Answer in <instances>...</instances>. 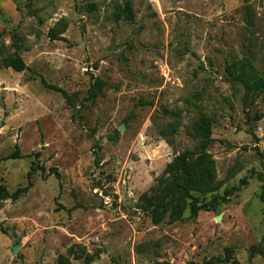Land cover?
Listing matches in <instances>:
<instances>
[{
	"label": "rangeland",
	"instance_id": "obj_1",
	"mask_svg": "<svg viewBox=\"0 0 264 264\" xmlns=\"http://www.w3.org/2000/svg\"><path fill=\"white\" fill-rule=\"evenodd\" d=\"M17 51L22 72L2 64ZM241 62L264 74V0H0V158L25 156L0 162V264H58L71 248L73 264H197L227 247L248 264L252 245L264 249V101L245 107L228 72ZM204 116L221 184L194 195L215 207L156 223L145 198L196 151Z\"/></svg>",
	"mask_w": 264,
	"mask_h": 264
},
{
	"label": "trees",
	"instance_id": "obj_2",
	"mask_svg": "<svg viewBox=\"0 0 264 264\" xmlns=\"http://www.w3.org/2000/svg\"><path fill=\"white\" fill-rule=\"evenodd\" d=\"M91 6L95 8L94 4ZM122 15L127 19L134 16L129 2L122 9ZM50 36L52 39L64 38L54 29L51 30ZM2 64L5 68H13L18 72H22L27 68V64L19 51L5 56ZM233 67L234 66L229 67L228 72L235 80L241 81L245 87V107H250L258 99L264 101V74L261 75L255 73L248 62H241V68L238 73L233 70ZM44 84L47 88L62 93L69 102L72 101L71 96L62 87L48 84L45 81ZM104 86V82L100 79H96L89 89V99L95 100L99 93L104 89ZM261 118H264V111L255 116V119ZM179 126L180 122L177 119L174 123L169 124L167 128L162 130V133L167 137L169 142H171L170 136L177 134ZM193 132L200 140L196 151L186 149L177 154L165 169L164 176L161 179L162 186L158 193L154 197L145 198V208L152 213L153 219L156 223L161 222L166 212L169 210L172 219H179L187 208H190L192 216H197L200 210H213L215 207L213 202L210 204H200L198 197L194 195V193L200 195L213 194L219 189L221 184L218 180L216 160L212 153L209 152V148L214 142L212 119L208 116L202 117L200 121L193 124ZM24 157L25 156L21 154L20 149L17 147L14 152L0 158V162L7 159H21ZM96 162L97 164H100V158H97ZM34 168L43 167H33V169ZM52 170L59 176V173L55 169ZM31 178L32 171L29 172L28 184L25 187L18 188L12 193L11 196L14 200H18L23 194L30 190L32 187ZM242 183L245 184L246 181L243 180ZM230 193L231 191H226L225 196H228ZM2 196L3 192L2 189H0V197ZM217 199L218 197L214 196V200ZM76 254L77 252L74 248H71L67 254H60L58 256V264H73L71 256ZM257 254L263 255L264 249L259 245H252L249 248L248 264L251 263L252 259ZM234 255V249L227 247L225 249L224 257L212 258L208 261L197 264H218L220 262L240 264ZM87 256L91 257V255ZM160 264L168 263L164 262Z\"/></svg>",
	"mask_w": 264,
	"mask_h": 264
},
{
	"label": "water",
	"instance_id": "obj_3",
	"mask_svg": "<svg viewBox=\"0 0 264 264\" xmlns=\"http://www.w3.org/2000/svg\"><path fill=\"white\" fill-rule=\"evenodd\" d=\"M119 129L122 131V130H123V125H121ZM218 219H220V217H219ZM18 248H19L18 245L15 246V247L13 248V253H15V252L18 250Z\"/></svg>",
	"mask_w": 264,
	"mask_h": 264
}]
</instances>
